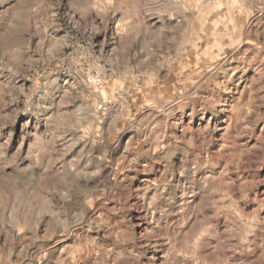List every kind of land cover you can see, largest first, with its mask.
I'll return each instance as SVG.
<instances>
[{
  "label": "clouds",
  "instance_id": "obj_1",
  "mask_svg": "<svg viewBox=\"0 0 264 264\" xmlns=\"http://www.w3.org/2000/svg\"><path fill=\"white\" fill-rule=\"evenodd\" d=\"M196 7L192 0H0V109L17 105L0 116V129L20 112L38 132L45 126L37 134L26 122L19 146L12 150L11 133L0 144V264H41L50 249L77 234L98 237L81 240L88 264H228L229 250L259 252L256 264H264V237L233 243L228 218L216 211L213 178L206 176L225 160L221 180L239 170L237 163L253 171L264 165V147L236 143L264 122V48L253 57L256 87L246 89L247 100L242 93L229 103L232 77L218 79L233 58L224 49H237L244 37L225 43L211 63L186 70ZM254 7L264 9V0ZM77 13L80 20L73 21ZM153 17L163 27L146 22ZM60 19L77 35L55 36ZM240 23L251 34L253 19ZM255 35L264 39V21ZM89 76L125 85L104 102L94 88L99 81L90 84ZM137 86L147 95L133 104ZM141 159L146 163L138 167ZM129 170L159 176L132 189L121 178ZM254 186L230 182L229 191L243 200ZM136 211L144 213L138 220ZM200 228L197 259L185 242ZM165 246L160 261L156 253Z\"/></svg>",
  "mask_w": 264,
  "mask_h": 264
},
{
  "label": "rangeland",
  "instance_id": "obj_2",
  "mask_svg": "<svg viewBox=\"0 0 264 264\" xmlns=\"http://www.w3.org/2000/svg\"><path fill=\"white\" fill-rule=\"evenodd\" d=\"M65 2H67V0H65ZM158 2L160 5H167L171 3V0H158ZM192 3L197 5L193 10L198 18L195 24L197 33L185 46L186 49H190V52H186L185 56L187 61L186 70L187 66H201L202 61L204 60L211 63L213 58L220 54L225 43L232 44L234 40L244 37L242 44L237 49H224L225 52L233 53V58L225 65V68L227 69L226 75L221 74L218 79L226 80L227 77H232V79L226 84V86L232 90L229 97V103L241 98L242 93L244 94L243 98L247 100L250 93L246 91V89L256 87V85L253 84V81L257 77L256 64L258 63V59L254 61L253 57L256 56L257 52H260L261 49L264 48V39H259L255 35L256 24L264 21V14H260L261 12H264V9L254 7L259 3V0H192ZM163 10V8L160 9V11ZM61 11L63 12V9ZM119 15L120 14L117 13V17H119ZM185 15L191 16L192 13H185ZM92 16L94 22L99 23V17H96L94 12L92 13ZM244 18L253 19V23L250 26L251 34L245 35L244 26L240 23ZM72 20H80V13L73 16ZM153 21H155V28L163 27V25L159 23L157 17H153L151 21L146 22L153 23ZM56 22L61 24L62 27L54 31L55 36H64L66 32H72L73 35H77L76 29H74L67 20L60 19ZM118 23V19L115 23L110 21V29L114 31ZM172 23H176V21L173 19ZM49 31L52 32L53 30L49 29ZM237 32H239V35H235ZM110 34L111 33H109V35ZM247 62H251L252 66L248 71H245L244 69L247 66ZM97 71L100 72L103 71V69H97ZM88 81L90 84H92L93 81H99L98 85L94 84V88L98 87L99 99L104 102H108L109 93L113 96L117 95L115 92L117 85H119L121 89H123L125 85V82L123 81H118L116 79L107 80L106 77L103 81H100L99 76H89ZM177 83H179V81L175 78L171 80L173 86ZM146 95L147 93L144 89L137 86L136 95L130 98L131 102L135 104L137 99H139L140 102L143 103L145 102ZM18 106L23 107L22 102ZM15 107H17V105H9L8 107L0 109V116L10 113ZM67 111L71 112L72 109H67ZM81 115L86 114L82 113ZM26 122L29 124V132H37V134H39V132L45 130V126L41 124L38 132L34 119L29 121V117L23 112H20L18 113L14 124L6 125L3 129H0V144L7 140L11 133L12 150L19 146L23 134L22 129ZM65 122L66 121H61V123ZM262 136H264V122L259 124L254 134L250 137L246 136L238 138L236 143L246 146L247 148L258 149L259 147H264V142L261 140ZM30 143L31 139L26 141L25 150ZM75 154L76 153L73 152L67 158L71 159ZM181 162V160L176 161L177 164ZM144 163H146V161L141 159L138 162V167H143ZM226 163L227 160L223 161L219 169L206 174V176L212 177L214 181L213 195L216 201V211L218 213H223V216L228 218L229 226L225 231L233 235V243L244 244L245 241L259 242V239L264 237V184L257 182L264 180V165L253 171L251 169L245 170L240 168L239 163H237L235 167L239 170L229 171L227 177L221 180L220 177L224 171V164ZM162 170L163 169H161V171ZM124 176H127L128 179L132 181L128 187L132 189H142L156 180L159 173L150 174L129 170L128 172L121 174V178ZM230 182H235L236 185L241 186L245 184H254L255 186L247 191L245 199L237 200L236 196L229 191ZM88 187L89 185L87 182L81 184V188L85 190H87ZM151 194L152 193L149 192L147 195L151 196ZM173 210L178 211V207ZM143 214V212L136 211L134 219L138 220ZM203 231V228H200L199 231L194 230L190 239L185 242L186 244H190L191 254L197 259L198 238L200 232ZM39 234H43V229ZM96 239H98V237L95 234L72 235L50 249L48 257H46L41 264H88L84 255L88 249L85 248L84 252L80 251L82 247L81 240L87 244L89 241ZM2 242L3 240L0 238V243ZM65 249H67V252H65ZM168 251V247L165 246L161 251L156 253L159 256L160 261L164 260ZM225 255L230 257L228 264H256L259 252H256L255 254H242L241 252L233 253L229 250ZM221 259L222 257H216L217 262ZM206 264H211V262H206Z\"/></svg>",
  "mask_w": 264,
  "mask_h": 264
}]
</instances>
